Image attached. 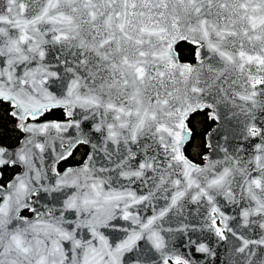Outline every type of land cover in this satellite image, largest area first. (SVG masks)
<instances>
[{"label":"snow or ice","instance_id":"snow-or-ice-1","mask_svg":"<svg viewBox=\"0 0 264 264\" xmlns=\"http://www.w3.org/2000/svg\"><path fill=\"white\" fill-rule=\"evenodd\" d=\"M0 264H264V0H0Z\"/></svg>","mask_w":264,"mask_h":264}]
</instances>
